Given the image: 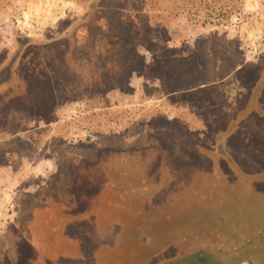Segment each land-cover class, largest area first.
<instances>
[{
  "label": "rangeland",
  "instance_id": "374dc122",
  "mask_svg": "<svg viewBox=\"0 0 264 264\" xmlns=\"http://www.w3.org/2000/svg\"><path fill=\"white\" fill-rule=\"evenodd\" d=\"M223 2L0 0V264H264V0Z\"/></svg>",
  "mask_w": 264,
  "mask_h": 264
},
{
  "label": "trees",
  "instance_id": "16d2710c",
  "mask_svg": "<svg viewBox=\"0 0 264 264\" xmlns=\"http://www.w3.org/2000/svg\"><path fill=\"white\" fill-rule=\"evenodd\" d=\"M223 1L224 2H223V7L222 8L224 9L225 13H227V15H230V14H232L234 12H236V13H240L241 12L240 5H241L242 0H223ZM184 7H186V5ZM229 39H231V40H230V42H229V44L227 46L223 47L224 50L216 48L217 49L216 52H214V50H213V52L209 54V52H205L203 50L201 51L200 49H198V51L190 52L189 54H187V53L186 54H181V56H177L176 60H174L173 57H172V64H174V62H175V64L181 65V68H182L181 75H182V77L184 79H188L187 75H189V74L191 76H195V77L196 76L197 77L200 76L201 78L205 77L206 74H207V71H206L207 66L208 67L209 66L210 67L213 66L212 69H211V72H212L213 75H216V74L219 73L218 72L219 71L218 64L221 61L226 63V66H227V68L229 70L228 73H231V72L237 71V70L238 71L242 70L243 67H245L244 65H242L244 61L241 60L240 58H238V54L241 52V50L238 49L237 45H236L235 48L233 47L232 44H233L234 37L229 38ZM215 42L219 43L216 39H214V41H211V43H213V44H215ZM206 46H208V45H206ZM261 68L263 69L262 70V73H263L264 72V63L261 65ZM263 79H264V74H263ZM263 79L260 82H257V84L255 85L254 89L256 87H258V89L260 90V88L263 87V85H264ZM58 81H60V82H58ZM58 81H55V84L53 85V90H58V86L62 85L61 83L65 82V80L64 81L58 80ZM199 81L200 80H198V82ZM242 83H243V81H242ZM252 103H254L253 104V110H256L257 112H264V103L260 102L257 99L253 100ZM125 153L128 154L127 152H123V153L117 152L116 154H113L110 157L107 156L106 158L105 157L102 158V160L101 159L97 160L98 161L97 165H98L99 168L101 167V168L109 169V170H106V176H104L103 178L108 179L109 181L111 180L112 176L110 174L113 171V169L110 171V168H112V167H119V168H115V169H118V170L125 169L123 167L125 165V163H129L128 160L132 159V158L128 159V157H127V155ZM116 158L118 159V164L119 165H117V159ZM130 162H134V160H130ZM122 177H125V176H122ZM94 178H96V177L93 176V175L92 176H86V177L84 175V177H83L81 172L79 171V173L77 175L76 182H77V184H81V185L84 184V188L86 189V188L90 187V185L92 186V184L96 183ZM113 179H115V177ZM124 180L126 181V179H124ZM63 184H65V183H63ZM58 190H60V191L57 192V194H54V195H56L57 198H58L59 194L65 195V191L66 190L64 191L61 188L58 189ZM74 195H75V192L69 193V196L71 197V199L76 200ZM56 197L53 196V198H56ZM84 198H85V196H83V199H81V200L83 201ZM93 202L95 203L97 201L93 200ZM74 204H77L78 205L77 207H79V205H80L78 201L76 203H74ZM46 206H47V202H46L45 207ZM73 207L74 206L72 205L71 211H69L67 214H73V215L74 214L75 215L78 214V211L75 210L76 208L75 207L73 208ZM46 208L49 209L50 207L47 206ZM88 211H89V209L88 210L86 209V214H87ZM90 213H92V212H90ZM117 213L118 214L122 213V211L118 210ZM44 220L45 221L42 220L40 223H36V224H34V222L31 221L33 224L31 223L30 225L26 226V231H27L26 232V237L28 239L32 238L33 237L32 234L36 233V232H38L39 235L41 234L40 236L45 237L43 235L44 234L43 233L44 232V228L43 227H44L45 223H49L50 218L46 217V219H44ZM49 240L50 239H48V240L46 239V243L47 244H48ZM31 251H33L35 253V249L34 248ZM44 254H45V252H44Z\"/></svg>",
  "mask_w": 264,
  "mask_h": 264
},
{
  "label": "crops",
  "instance_id": "0c3cea01",
  "mask_svg": "<svg viewBox=\"0 0 264 264\" xmlns=\"http://www.w3.org/2000/svg\"><path fill=\"white\" fill-rule=\"evenodd\" d=\"M65 255V254H64Z\"/></svg>",
  "mask_w": 264,
  "mask_h": 264
}]
</instances>
